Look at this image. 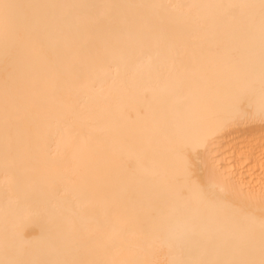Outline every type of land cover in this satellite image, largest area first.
Instances as JSON below:
<instances>
[{
    "label": "bare ground",
    "instance_id": "obj_1",
    "mask_svg": "<svg viewBox=\"0 0 264 264\" xmlns=\"http://www.w3.org/2000/svg\"><path fill=\"white\" fill-rule=\"evenodd\" d=\"M5 2L0 264H259L264 0Z\"/></svg>",
    "mask_w": 264,
    "mask_h": 264
},
{
    "label": "snow or ice",
    "instance_id": "obj_2",
    "mask_svg": "<svg viewBox=\"0 0 264 264\" xmlns=\"http://www.w3.org/2000/svg\"><path fill=\"white\" fill-rule=\"evenodd\" d=\"M17 7H19V6L14 5V4H9V3L5 2V0H0V19H2L5 24L10 23L14 18L13 9H15ZM215 133H216V130H212V131L205 133L201 137H199L192 144L193 150H196L200 147L207 149L209 144L212 143V141L215 137ZM183 163H184V169H185L186 177H188L190 179L192 172H193L194 164H195V159H194L193 155L191 153H189L184 158ZM211 179L216 183L224 185L225 189H226L228 182L225 178L220 177V176H214ZM225 189H222V190H225ZM248 264H254V262H248ZM259 264H264V258H262L259 261Z\"/></svg>",
    "mask_w": 264,
    "mask_h": 264
}]
</instances>
